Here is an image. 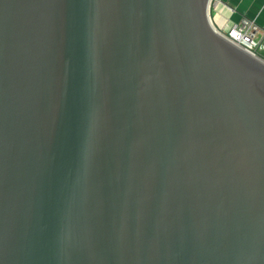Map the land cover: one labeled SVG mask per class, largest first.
I'll return each instance as SVG.
<instances>
[{"label": "water", "instance_id": "1", "mask_svg": "<svg viewBox=\"0 0 264 264\" xmlns=\"http://www.w3.org/2000/svg\"><path fill=\"white\" fill-rule=\"evenodd\" d=\"M212 0H0V264H264V59Z\"/></svg>", "mask_w": 264, "mask_h": 264}, {"label": "crops", "instance_id": "2", "mask_svg": "<svg viewBox=\"0 0 264 264\" xmlns=\"http://www.w3.org/2000/svg\"><path fill=\"white\" fill-rule=\"evenodd\" d=\"M242 17L255 20L260 32H264V0H214L211 5L212 24L227 29Z\"/></svg>", "mask_w": 264, "mask_h": 264}, {"label": "built area", "instance_id": "3", "mask_svg": "<svg viewBox=\"0 0 264 264\" xmlns=\"http://www.w3.org/2000/svg\"><path fill=\"white\" fill-rule=\"evenodd\" d=\"M225 38L251 55L264 59V32L259 31L255 20L242 17L227 29L221 30Z\"/></svg>", "mask_w": 264, "mask_h": 264}, {"label": "rangeland", "instance_id": "4", "mask_svg": "<svg viewBox=\"0 0 264 264\" xmlns=\"http://www.w3.org/2000/svg\"><path fill=\"white\" fill-rule=\"evenodd\" d=\"M214 1V0H213ZM262 55H264V52L261 53Z\"/></svg>", "mask_w": 264, "mask_h": 264}, {"label": "bare ground", "instance_id": "5", "mask_svg": "<svg viewBox=\"0 0 264 264\" xmlns=\"http://www.w3.org/2000/svg\"><path fill=\"white\" fill-rule=\"evenodd\" d=\"M213 1V0H212ZM212 5V4H211Z\"/></svg>", "mask_w": 264, "mask_h": 264}]
</instances>
